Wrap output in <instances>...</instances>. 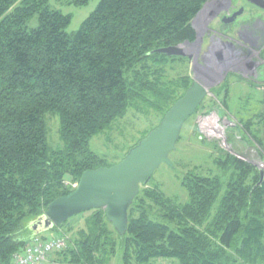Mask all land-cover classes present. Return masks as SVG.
Instances as JSON below:
<instances>
[{
  "label": "trees",
  "instance_id": "16d2710c",
  "mask_svg": "<svg viewBox=\"0 0 264 264\" xmlns=\"http://www.w3.org/2000/svg\"><path fill=\"white\" fill-rule=\"evenodd\" d=\"M212 1L101 0L72 37L66 31L71 15L48 0H0V264H15L37 237L31 223L71 193L85 171L112 166L90 149L94 136L129 108L153 110L162 121L185 94L194 82L190 60L157 50L196 41L192 21ZM36 14L39 26L29 30ZM228 84L212 88L193 119L214 109L226 118ZM48 112L60 117L62 148L48 144ZM251 123L242 127L260 142ZM197 137L217 172L186 173V203L148 181L129 208L124 236L104 209L91 210L83 223L54 227L67 236V247L41 264H109L118 251L122 264H264L260 170L219 141Z\"/></svg>",
  "mask_w": 264,
  "mask_h": 264
},
{
  "label": "rangeland",
  "instance_id": "374dc122",
  "mask_svg": "<svg viewBox=\"0 0 264 264\" xmlns=\"http://www.w3.org/2000/svg\"><path fill=\"white\" fill-rule=\"evenodd\" d=\"M70 1L48 0V4L53 9L71 15V22L66 31L73 37L80 29L82 23L96 10L101 0H90L84 5H76ZM227 2L228 0H218L213 5H208L205 8L193 22V27L197 32L196 41L193 44H185L183 48L192 56L190 62L186 65H188V71L193 79L201 80L210 90L227 79L230 88V105L242 107V110L239 109L238 111L240 117H242V114L247 109H251L250 112H256L259 109L261 98L264 97V92H261L258 88L259 84H261V88H264V76L261 75V73L264 74V52H262L264 47L261 48L264 45V28H262L263 25L260 23L264 21V13L261 12L260 8L253 6L248 1L240 2V5L244 6L245 13H242L244 15L239 17V21L232 25L231 29H227L225 28L226 25H223L217 19V12L219 10L225 11ZM248 24L255 26H245ZM38 26V14L34 15L26 23V27L29 30ZM253 30L262 32L260 41L255 42L254 45L246 40V34ZM256 37L253 35L252 39L256 41ZM257 45H259V49ZM172 73H175V71H172ZM234 74L240 75L242 80L239 81ZM211 95L212 93L207 98ZM225 109L226 118L224 120L234 122V119H232L234 118L233 115ZM218 114L220 119H222L223 115L220 112ZM193 117L194 115L184 125L181 133L182 139L178 142L177 149L171 153L172 166L163 164L154 172L148 182L149 186L160 187L167 196L179 204H184L189 200L188 190L182 183L186 173L194 169L206 174L211 172V170L212 173L217 172L210 149L200 144L197 137L199 134L193 128L199 119L197 117L193 119ZM46 121L49 146L54 149L62 148L64 143L61 139L59 115L48 112ZM194 121L195 123L193 124ZM160 122V115L153 110L149 114H141L133 108H129L126 116L115 120L110 127L91 139L90 149L106 159L110 165H115L125 158L132 146L145 138L156 128L155 126H159ZM220 144L224 148V144L222 142ZM227 148L237 155L248 157L244 153L245 148L242 149L241 146L232 147V145L228 144ZM257 159L254 156L249 160L256 163ZM222 194L216 202V207ZM90 211L73 216L68 220V224L79 220L83 223L85 217L90 215ZM57 234L59 233L54 228L41 233L44 237H55ZM109 264H122L121 251H118ZM151 264L178 263L175 260L159 259Z\"/></svg>",
  "mask_w": 264,
  "mask_h": 264
},
{
  "label": "water",
  "instance_id": "95a60500",
  "mask_svg": "<svg viewBox=\"0 0 264 264\" xmlns=\"http://www.w3.org/2000/svg\"><path fill=\"white\" fill-rule=\"evenodd\" d=\"M247 1L264 10V0ZM243 12L242 7L225 19L226 23L235 22ZM185 44L157 51L171 57H186L191 60L192 56L183 48ZM210 93V89L201 80L194 79L185 94L166 112L159 126L132 147L121 162L85 171L78 186L71 193L55 199L45 213L31 223L34 234L53 229L77 214L104 209L108 221L120 236H124L128 230L129 208L139 194L141 185L147 183L163 164L172 166L171 153L177 149L185 123ZM260 174L261 180L258 185L264 181V170L260 171Z\"/></svg>",
  "mask_w": 264,
  "mask_h": 264
},
{
  "label": "built area",
  "instance_id": "2783aa9c",
  "mask_svg": "<svg viewBox=\"0 0 264 264\" xmlns=\"http://www.w3.org/2000/svg\"><path fill=\"white\" fill-rule=\"evenodd\" d=\"M217 110L210 111L200 116L197 129L201 136L214 138L227 146L226 131L230 123L220 119ZM258 167L264 170V161L258 162ZM67 247V238L57 236L54 238H34L32 243L22 253L16 254L15 264H41L49 260L54 252L62 251Z\"/></svg>",
  "mask_w": 264,
  "mask_h": 264
},
{
  "label": "crops",
  "instance_id": "0c3cea01",
  "mask_svg": "<svg viewBox=\"0 0 264 264\" xmlns=\"http://www.w3.org/2000/svg\"><path fill=\"white\" fill-rule=\"evenodd\" d=\"M260 10L262 13H264L263 9ZM260 23L261 25L264 24V22H260ZM262 28H264V26ZM260 39H261L260 37H256V42L257 41L259 42ZM261 44L262 42L260 43V46ZM258 46L259 45H257V47ZM263 47L264 45L261 48ZM262 52H264V48ZM261 75L264 76L263 73H261ZM258 88L260 89L261 92H264V88H261V84H259ZM239 109L242 110V107H239L238 105L230 106V110H231L230 114L233 115L234 119L236 120V123L230 126L228 142L230 145H232V147L241 146L242 149L245 148V151L244 150L243 151L249 157V158L245 157L246 159H250L256 156L259 159V161L261 159L264 160V97L261 98L259 109L256 112L255 111L250 112L251 109H247L242 114V117H240V114L238 112ZM228 118L230 117L228 116ZM251 121L252 123L250 127L251 128L256 127L257 136L259 137L260 142H256L253 138H251L247 130L242 127L243 124H246V122H251ZM193 128H195V126Z\"/></svg>",
  "mask_w": 264,
  "mask_h": 264
},
{
  "label": "flooded vegetation",
  "instance_id": "af4514ba",
  "mask_svg": "<svg viewBox=\"0 0 264 264\" xmlns=\"http://www.w3.org/2000/svg\"><path fill=\"white\" fill-rule=\"evenodd\" d=\"M243 1H247V0H236V2H235V0H228V2H227V4H225V11H218L217 12V19L219 20V22L220 23H222L223 25H226V27L225 28H227V29H231L232 27V25H234L237 21H239V17L241 16H238V18L235 20V22H233V23H226V21H225V19H228L229 18V16H231L234 12H237V11H239L242 7H244L242 4L240 5V2H243ZM215 2V1H214ZM214 2L212 1L211 3H209L208 5H213L214 4ZM217 2V1H216ZM210 7V6H209ZM224 7V6H223ZM214 8H216V7H214ZM213 8V9H214ZM243 13H245V11L243 12ZM242 15H244V14H242ZM199 17V16H198ZM197 17V18H198ZM264 22V21H263ZM263 26H264V24H262ZM245 26H248V27H253V26H255V25H245ZM237 33V32H236ZM261 33L262 32H259V31H257V30H253V31H249L247 34H246V40L248 41V42H250L252 45H254L255 44V40H253L252 39V36L254 35V36H257V35H259V36H257V37H260L261 36ZM245 37V36H244Z\"/></svg>",
  "mask_w": 264,
  "mask_h": 264
},
{
  "label": "bare ground",
  "instance_id": "6f19581e",
  "mask_svg": "<svg viewBox=\"0 0 264 264\" xmlns=\"http://www.w3.org/2000/svg\"><path fill=\"white\" fill-rule=\"evenodd\" d=\"M36 236V235H35Z\"/></svg>",
  "mask_w": 264,
  "mask_h": 264
}]
</instances>
